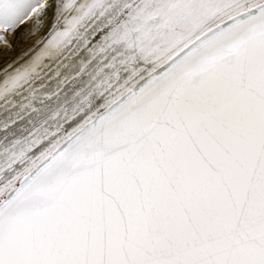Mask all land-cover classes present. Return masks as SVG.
<instances>
[{
  "label": "snow or ice",
  "instance_id": "obj_1",
  "mask_svg": "<svg viewBox=\"0 0 264 264\" xmlns=\"http://www.w3.org/2000/svg\"><path fill=\"white\" fill-rule=\"evenodd\" d=\"M0 61V264H264V0H0Z\"/></svg>",
  "mask_w": 264,
  "mask_h": 264
},
{
  "label": "rangeland",
  "instance_id": "obj_2",
  "mask_svg": "<svg viewBox=\"0 0 264 264\" xmlns=\"http://www.w3.org/2000/svg\"><path fill=\"white\" fill-rule=\"evenodd\" d=\"M35 38V37H29L28 38V42H27V44L26 45H24V46H22L21 48H18V47H16V50L14 51V53H13V55H12V57L10 56H8V60H11L15 55H17V53H20L21 52V50H22V48L23 49H26V47L29 45V44H31V41L33 40V39ZM31 39V40H30ZM4 61H3V64L2 65H4ZM2 65H1V67L0 68H2Z\"/></svg>",
  "mask_w": 264,
  "mask_h": 264
},
{
  "label": "bare ground",
  "instance_id": "obj_3",
  "mask_svg": "<svg viewBox=\"0 0 264 264\" xmlns=\"http://www.w3.org/2000/svg\"><path fill=\"white\" fill-rule=\"evenodd\" d=\"M32 39H33V38H32ZM34 39H35V38H34ZM30 40H31V39H30ZM21 47H22V46H19L18 48H21ZM24 50H25V49L22 48L21 52H23ZM13 53H14V52L7 53L6 55H7V57H8V56H9V57H10V56L12 57ZM9 61H10V60H9ZM1 63L3 64V61H0V67H1V65H2ZM2 67H3V65H2Z\"/></svg>",
  "mask_w": 264,
  "mask_h": 264
}]
</instances>
